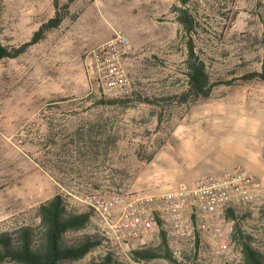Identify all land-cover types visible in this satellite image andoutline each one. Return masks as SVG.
Masks as SVG:
<instances>
[{"label":"rangeland","instance_id":"obj_1","mask_svg":"<svg viewBox=\"0 0 264 264\" xmlns=\"http://www.w3.org/2000/svg\"><path fill=\"white\" fill-rule=\"evenodd\" d=\"M54 1L0 0V45L8 49L29 42L55 13L62 17L24 53L0 59V234L37 226L39 205L61 195L90 213L86 228L66 241L104 238L66 264L106 253L121 264H245L242 237L264 258V207L227 216L217 238L157 222L143 241H117L87 204L158 195L236 167L264 185V82L246 78L264 69V0ZM180 8L194 19L195 51L211 82H229L208 98L187 93ZM115 30L128 38L122 63L131 84L117 100L102 95L86 62ZM162 230L176 263L133 262L132 250L158 247Z\"/></svg>","mask_w":264,"mask_h":264},{"label":"built area","instance_id":"obj_2","mask_svg":"<svg viewBox=\"0 0 264 264\" xmlns=\"http://www.w3.org/2000/svg\"><path fill=\"white\" fill-rule=\"evenodd\" d=\"M127 48V36L115 30L111 39L86 56L90 74L104 97L117 100L131 93L122 63ZM87 204L99 216L104 231L117 241H143L158 220L176 232L192 225L198 233L217 238L224 232L230 211L264 207V185L236 167L203 174L189 187L182 185L158 195L91 198Z\"/></svg>","mask_w":264,"mask_h":264},{"label":"trees","instance_id":"obj_3","mask_svg":"<svg viewBox=\"0 0 264 264\" xmlns=\"http://www.w3.org/2000/svg\"><path fill=\"white\" fill-rule=\"evenodd\" d=\"M186 4V0H181ZM57 7V1H54ZM177 20L181 24L184 35L188 37L187 57L185 60V75L187 78V93L194 98H208L213 88L219 84L229 82L212 83L206 70L204 61L196 54L192 32L194 19L185 8L178 9ZM62 17L55 16L42 25L32 36L31 40L21 45L18 49H8L0 45V59L15 58L25 50L38 43L45 33L56 28ZM258 77L264 82V69L261 73L248 74L246 78ZM113 103L114 101H110ZM249 211H230L228 217L236 219L238 214ZM39 223L37 226L26 225L10 232L0 234V264L12 262L15 264H66L83 259L93 249L100 246L104 240L98 234H81L70 242L66 241L69 233H77L85 229L90 221L88 211H78L69 207L61 195H56L40 204L37 208ZM163 226V221L158 220ZM239 232V225L234 226ZM198 234V232H197ZM198 237V236H197ZM246 238V240H245ZM242 237L241 251L245 264H264L262 253L255 249L247 237ZM161 242L158 247H144L133 249L132 261L135 263L150 262L155 258L173 260L174 256L166 239V233L160 231ZM87 264H121L106 253L99 260ZM187 264V263H182Z\"/></svg>","mask_w":264,"mask_h":264}]
</instances>
